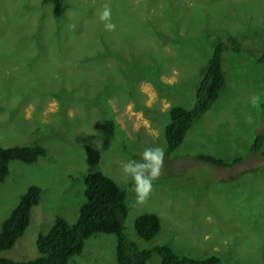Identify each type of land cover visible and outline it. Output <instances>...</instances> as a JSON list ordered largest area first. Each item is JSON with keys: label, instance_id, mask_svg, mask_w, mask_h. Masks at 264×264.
<instances>
[{"label": "rangeland", "instance_id": "obj_1", "mask_svg": "<svg viewBox=\"0 0 264 264\" xmlns=\"http://www.w3.org/2000/svg\"><path fill=\"white\" fill-rule=\"evenodd\" d=\"M60 1L55 17L48 0H0V147L46 151L32 163L10 161L0 181V224L28 186L40 188L28 226L0 257H36L37 235L58 216L74 223L84 179L100 171L125 190L124 232L140 248L166 244L178 254L217 255L220 264H264V155L252 151L258 133L264 151V59L256 60L264 0ZM106 4L111 31L98 18ZM230 37L242 50L222 55V89L167 152L168 109L193 106L212 44ZM157 145L165 149L161 175L137 204L121 163ZM198 154L240 161L219 167ZM145 212L160 218L149 240L133 228ZM114 239L90 236L68 264H116Z\"/></svg>", "mask_w": 264, "mask_h": 264}, {"label": "trees", "instance_id": "obj_2", "mask_svg": "<svg viewBox=\"0 0 264 264\" xmlns=\"http://www.w3.org/2000/svg\"><path fill=\"white\" fill-rule=\"evenodd\" d=\"M53 4L52 13L55 17L62 14L60 0H48ZM221 37V36H220ZM240 43L234 37L218 38L212 44V52L206 61L203 78L194 93V104L191 108L178 105L168 109V122L164 127L166 151H173L184 138V133L192 122L204 113L209 104L216 99L224 84L222 55L229 50L237 53ZM255 55V54H253ZM264 53L256 60L261 62ZM263 136L258 133L253 142L252 151H261ZM45 148L37 143L26 146L0 147V181L8 172V163L13 160L24 163L35 162L44 156ZM196 159L204 164L219 167L233 166L240 161L239 157L226 162L209 154H198ZM84 202L78 208L73 224L69 225L62 217H56L48 231L39 234L35 240L38 255L25 261H17L0 257V264H68L71 257L83 251L84 241L97 233L114 235V255L116 264H146L152 256L158 257L159 264H220L217 255L193 257L176 253L166 244L140 248L128 239L124 232V222L128 209L126 192L109 176L100 171H93L84 179ZM40 198V188L30 185L19 196L16 205L0 224V251L11 248L22 236L29 224L30 210ZM134 231L140 239H152L160 229V218L156 213L145 212L138 215L133 223Z\"/></svg>", "mask_w": 264, "mask_h": 264}, {"label": "clouds", "instance_id": "obj_3", "mask_svg": "<svg viewBox=\"0 0 264 264\" xmlns=\"http://www.w3.org/2000/svg\"><path fill=\"white\" fill-rule=\"evenodd\" d=\"M98 18L103 22L105 30L115 28V24L111 22V8L107 4L99 12ZM252 104L256 106L255 97L252 98ZM164 159L165 149L157 145L146 147L138 160L127 159L121 163L123 182L131 181L137 204H143L148 199L153 190V182L161 175Z\"/></svg>", "mask_w": 264, "mask_h": 264}]
</instances>
